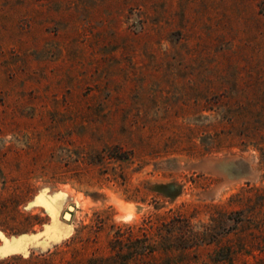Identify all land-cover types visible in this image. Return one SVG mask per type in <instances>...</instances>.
<instances>
[{
  "label": "rangeland",
  "instance_id": "1",
  "mask_svg": "<svg viewBox=\"0 0 264 264\" xmlns=\"http://www.w3.org/2000/svg\"><path fill=\"white\" fill-rule=\"evenodd\" d=\"M21 235L0 264H264V0H0Z\"/></svg>",
  "mask_w": 264,
  "mask_h": 264
},
{
  "label": "water",
  "instance_id": "2",
  "mask_svg": "<svg viewBox=\"0 0 264 264\" xmlns=\"http://www.w3.org/2000/svg\"><path fill=\"white\" fill-rule=\"evenodd\" d=\"M67 213L65 214V216ZM35 236L31 235H21L18 238L13 239L12 241H5V248L0 247V258L9 257L12 255H27V247L32 245L36 241Z\"/></svg>",
  "mask_w": 264,
  "mask_h": 264
},
{
  "label": "bare ground",
  "instance_id": "3",
  "mask_svg": "<svg viewBox=\"0 0 264 264\" xmlns=\"http://www.w3.org/2000/svg\"><path fill=\"white\" fill-rule=\"evenodd\" d=\"M68 213H67V215H66V218L68 219V220H70V219H72V214H71V212H73L74 211V208L71 206V205H69L68 206Z\"/></svg>",
  "mask_w": 264,
  "mask_h": 264
},
{
  "label": "trees",
  "instance_id": "4",
  "mask_svg": "<svg viewBox=\"0 0 264 264\" xmlns=\"http://www.w3.org/2000/svg\"><path fill=\"white\" fill-rule=\"evenodd\" d=\"M167 197H170L169 195Z\"/></svg>",
  "mask_w": 264,
  "mask_h": 264
}]
</instances>
